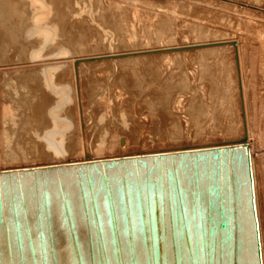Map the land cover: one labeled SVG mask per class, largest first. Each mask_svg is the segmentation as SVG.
Here are the masks:
<instances>
[{
  "label": "bare ground",
  "instance_id": "1",
  "mask_svg": "<svg viewBox=\"0 0 264 264\" xmlns=\"http://www.w3.org/2000/svg\"><path fill=\"white\" fill-rule=\"evenodd\" d=\"M143 1L0 0V18L14 10L5 24L14 49L0 46V93L11 101L1 100L0 118L13 129L38 123L43 131L31 136L49 159L0 164V264H264V4L167 0L150 23L163 48L128 64L136 53L116 46L106 23L122 31L111 12ZM176 8L204 12L194 40L171 28ZM73 28L95 31V53L69 49ZM143 69V82L184 88L177 106L190 105L184 112L200 134L219 125L237 139L209 135L200 146L122 154L102 143L85 152L93 89L108 81L141 92L135 74ZM243 110L254 115L252 137L229 121Z\"/></svg>",
  "mask_w": 264,
  "mask_h": 264
},
{
  "label": "rangeland",
  "instance_id": "2",
  "mask_svg": "<svg viewBox=\"0 0 264 264\" xmlns=\"http://www.w3.org/2000/svg\"><path fill=\"white\" fill-rule=\"evenodd\" d=\"M254 3H260L259 5H262L264 4V0H256ZM137 4L138 5L135 4L136 6H130L132 10H127V12L118 10L113 13L111 12L110 15H114L116 18H118L116 19L117 21L123 23L122 31H119L114 20L111 24H107L105 18L102 20V22L106 23L107 29L111 30L114 35L116 33V35L114 36L117 39L116 46L119 45L118 43H121L122 50L124 49V51H126L128 54H132V52L136 53V55L133 54V58H130L132 62H127L128 64L134 63V60H138L136 59L137 55V57H143V55H153L150 52L154 51H151V49H149V47H153V45H156V47L160 50L163 48L162 46H159L163 43V38L157 36L158 34L155 33V31L152 29L150 23L152 19L155 18L153 16L155 8H157L158 6H169L167 0H149L145 2H137ZM134 8L137 10H134ZM5 9L7 14L4 13L0 18L1 20L2 17H4L3 19L7 17L6 20H8H1L3 23H0V46H3L1 47V51L3 53H6V49H14L13 46L11 47V45L7 43L5 37L7 32L5 24L10 23L9 21L14 18V10L10 8V5L5 7ZM176 10L177 12H174L172 15H167L172 18L171 28L176 27L177 29H179V35L177 36L181 37L182 40H194L195 38H197V34H200L202 24L205 21L204 12L202 13L198 10L192 11L189 8L180 10L176 8ZM191 24H193L194 26H191ZM119 34H123L124 36H119ZM67 36L74 39V43L71 42L69 44V49H71L73 53L89 56L90 54L97 51L96 49H93V44L96 39L95 31H90L89 29H87V32H81L79 28H73V30L68 31ZM173 36L175 37L176 35L174 34ZM119 38H123L121 42L118 40ZM141 59L143 60L144 58ZM134 68L137 67L135 66ZM131 71L134 72L133 68H131L130 72ZM133 72L131 74H133ZM139 72L141 74H135L136 76H134L136 80L135 83L139 85L142 84L141 92L137 91L134 88L123 90V87L121 88V86H114L108 81H106L103 86L101 85L102 87H99V85H97V88L95 87V90L97 89V92H95V94H99L98 92H100V89H102L100 93L101 97L97 94L95 95V90L93 89L92 96L89 97L91 101L89 100V98H87V104L84 109L86 118L83 122V128H85V132H91L90 134L88 132V134L86 133V138L83 137V140L85 139L86 141L82 140V144L84 143L83 145L85 147V152L92 153L95 149H97L96 147H98L99 144L102 143L105 144L103 146L104 148H106L105 150L107 152H111L109 150H115V153L117 152L118 154H122L134 153V151H139L143 149V147L156 151L160 149H171L176 147L186 148L200 146L210 142L206 138H209V140L211 141L214 140V137H210L209 135H217L218 137H220V139L226 137L231 141L237 139L236 135L229 137V135H227L226 133L225 128L223 126L220 127L219 125H215V127L213 125L214 128L202 127L203 129L201 128L202 131L200 134L198 127H196L192 123L191 114L184 112L185 110L187 111V109H189L190 105H188L187 103L186 108L182 107L181 105L180 107L177 106L179 104V100L183 98L181 91L184 90V88L180 87L179 85L177 86V84L175 83H171L172 81H164L162 83L160 82V80L152 81L154 78H146V80H149L150 82H143L142 79H144L143 77L146 74L147 70L143 69ZM140 82L142 83L140 84ZM178 89L181 91H179ZM151 93H153L152 95L155 99L151 98ZM3 95L4 93L0 95L1 111L2 108L5 107L3 106L4 104L11 105V101L5 100L3 98ZM156 95H158V97H156ZM98 97H100L101 100ZM102 97L104 98V100ZM96 98H98L99 101ZM1 100L4 104L1 102ZM88 102L90 103L88 104ZM186 102L187 101H184L183 105ZM1 103L3 107L1 106ZM97 103L100 106H98ZM149 105L154 106L155 109H150ZM197 106H200V102L197 103ZM14 107L15 109L23 110V101L20 104L14 103ZM172 111L173 114L175 113L174 117L172 116ZM242 112H237L238 116L234 115V117H229V121L231 120L232 123H241L244 129L248 131H244L245 133H243V136L250 135V137H252L251 134H254V132L256 133V130L258 129L257 127H254L255 129L252 128V119L254 118V115L253 113H251V111L245 112L243 110ZM1 115L2 112H0V116ZM21 115L22 114L19 113L18 119L21 118ZM239 115L241 116V118L239 117ZM238 117L239 119H237ZM243 118L246 123L243 121ZM1 121L2 120L0 118V156L2 157H0L1 165H6L13 162L22 163L23 161H37V163H41L49 160L46 159V155L41 153V150L39 151L41 147H39L40 145L38 144V141L36 142L35 138H32L34 136H31L33 134L35 135L37 132L40 133L41 131H43V128L37 127L38 123H36L37 125L35 124L34 127H32L33 129L30 127L28 130H24L18 128H10L11 125L9 123ZM87 122L91 123L88 124ZM92 123L93 128L91 127V129H89ZM247 123H249L248 125L250 127L247 125ZM246 126L249 127L248 129H253L252 131L254 132L252 133L251 130L246 129ZM34 130H36V133ZM3 132H8L7 136L10 139V144L3 143V139L1 138ZM6 149L10 150H7L6 152ZM10 154L15 155L14 158L8 157V155ZM49 158L51 159V157Z\"/></svg>",
  "mask_w": 264,
  "mask_h": 264
}]
</instances>
